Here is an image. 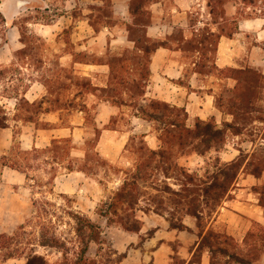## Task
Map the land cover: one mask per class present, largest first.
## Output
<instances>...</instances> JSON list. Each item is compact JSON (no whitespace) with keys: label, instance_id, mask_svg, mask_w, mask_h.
I'll return each instance as SVG.
<instances>
[{"label":"crops","instance_id":"crops-1","mask_svg":"<svg viewBox=\"0 0 264 264\" xmlns=\"http://www.w3.org/2000/svg\"><path fill=\"white\" fill-rule=\"evenodd\" d=\"M15 1L5 0L0 4V12L8 24L13 23L23 10L31 9V1H26L23 5L18 2L15 4ZM73 1L76 3L79 0ZM130 1L113 0V10L123 17V22H115L111 27L105 24L99 31H95L87 18L76 19L72 16L67 17L70 24L66 27L63 22L65 17L62 16L51 19L50 22L30 24L37 28L41 42L53 44L57 50L54 54L47 48L41 50L40 69L37 71L40 79L29 80V87L23 93L26 101L35 105L36 110L20 109L17 98L0 102L7 126L0 128V159L9 157L15 144L19 151L31 152L34 149L44 150L54 141L69 138L78 147H72L70 157L75 161H85V146L89 135L91 136L87 125L91 120L94 124V138L96 130L98 131L95 151L107 162L114 164L126 151L131 137L143 136L144 139L153 140V123L143 119L136 107L149 100L183 110L187 115V122L214 120L218 127H223L224 123H235L243 128L242 133L228 131L226 134V137H232L235 145H224L223 148L226 149L222 148L215 153L226 162L245 154L247 161L230 191L231 197L224 201L204 233L218 230L216 233L233 238L239 245L238 250L244 253L260 250V256L252 261L253 264H264V237L256 236L247 240L252 230L257 227L264 229V209L259 203V195L253 191L255 186L264 185V173L261 178L244 173L252 153L264 147V121L252 120V123L242 125L235 122L233 111L217 106L220 99L228 103L234 97L239 83L234 72L255 68L264 75V51L249 43L252 34L257 35L258 40L255 41L260 43V38L264 36L262 24L245 20L238 23L236 32L228 37L219 33L220 25L225 22L223 18L219 23L192 21L191 11L195 3L202 0H150L143 7L148 13L147 22L140 27L145 37L158 46L149 56V73L143 82L144 95L136 99L123 91L114 100L106 97L103 91L117 90L121 76H128L131 84L140 76L137 64L131 63L128 66L122 61L119 66L118 60L142 62L144 58L142 51H136L137 43L124 25L125 22H132ZM47 8L45 6L42 9L47 11ZM231 20L234 21V18ZM206 27L209 31L206 35H221L214 42L208 39L202 43L198 39ZM69 28H72L73 35L66 42L61 33ZM16 29L18 30L13 26L10 31ZM16 44L21 42L14 33L12 37H8L4 47L10 49L16 47ZM13 58V53L10 52V57L1 61L0 66L2 63L11 64ZM26 58L30 60L29 57ZM124 65L128 66V73L124 72ZM31 66L26 64L25 69H21L29 71ZM225 71H231L232 75H225ZM49 90L54 93H49ZM60 92L69 95L65 101ZM251 105L264 108L258 102H251ZM120 122H126L127 127L123 124L119 126ZM253 125L259 130L255 131V140L249 135V128ZM259 133L261 134L258 135ZM54 165L64 170L54 180V189L63 195L79 196L88 192L90 187L95 189L98 185L96 179L77 168L71 171L64 168L63 164ZM33 185L34 181H28L26 173L3 167L0 175V232L9 225V220L25 218L26 206L31 203ZM160 231L162 230L157 231L152 242L160 241ZM176 233L181 238L184 232L167 230L169 236H176ZM199 242V238L191 244L182 242L181 250L187 249L188 252L191 248V252L183 258L186 259V264L191 260ZM168 246L165 243L155 246L152 253L153 264H170V252H166L169 251ZM199 264H211V253L205 251Z\"/></svg>","mask_w":264,"mask_h":264},{"label":"rangeland","instance_id":"rangeland-1","mask_svg":"<svg viewBox=\"0 0 264 264\" xmlns=\"http://www.w3.org/2000/svg\"><path fill=\"white\" fill-rule=\"evenodd\" d=\"M4 1L0 0V4ZM26 1H31L29 5L31 9L23 10L13 23L7 24L5 30H0V62H3L7 56L10 57V52L14 56L11 64L4 65L2 63L0 66V102H4V99L9 98H17L18 100L24 98L23 93L29 87L28 81L40 79V74L37 71L40 69L41 50L47 48L53 54L57 50V47L53 44L49 45L44 41L41 42L40 36L36 32L37 28L32 27L31 23L50 22L51 19L62 16L65 17L63 22H65L64 27H66L70 24V20L67 19L68 16L82 19L92 14V19L96 24L100 27L105 24L103 23L105 21H101L100 18L106 16V10L101 13L96 10L93 13L91 12L93 6L101 7L103 5L102 2H92L90 0H79L76 3L73 0H16L15 4L18 2L23 5ZM108 1L112 3L113 8V0ZM246 1L249 0H202V2L195 3L190 17L193 22L202 21L205 24L225 18L222 27L227 31L234 30L235 24L245 20L258 22L264 28V0H250L253 1L251 5L246 4ZM45 6H48L47 11L42 9ZM236 7L237 9H235ZM112 11L114 22L121 24L123 22L121 18L123 17L115 14V10L112 9ZM232 18L236 20L235 24H231V21H228ZM13 26H16L18 30L11 32L10 29ZM71 29H64L61 33L63 40L66 42L73 35ZM204 29L202 36L198 40H202L206 36L208 27ZM14 33L19 37L21 44H16V47H10V49L4 47L8 37H12ZM255 40H258V37L252 34L249 37V43L257 45L264 51V36L260 38V43H256ZM209 41L213 42L212 39ZM26 57H29L30 60ZM26 64L32 65L29 71L24 70ZM241 64L245 65L243 61H241ZM21 67L24 69H21ZM243 81L249 93L248 101L254 104L258 102L264 106V103H262L264 102V83L257 82L253 76H245ZM49 93H54V91L49 90ZM60 94L64 101L69 96L66 93L62 94V92ZM58 98L60 99V96ZM51 99L54 100L52 97ZM1 112H4V110L0 108V117L3 118L4 115ZM246 118L247 116H242L240 119L245 120ZM250 123H252V120L249 118L246 124ZM122 124L127 127L126 122H120L119 126H122ZM187 125L192 127L194 121H188ZM87 127L89 128L88 132L91 134L87 139L91 146H85L89 152L88 160L75 161L71 157H67L62 163L64 166L71 164L74 168L87 170L88 175L97 180L98 185L95 186V189L90 187L88 192L81 193L79 196L61 194L57 189H54L51 178L63 173L64 170H60L59 166L54 165L53 155L50 152L43 153L41 151L34 155H29L26 158V162L30 167L26 171L30 178L37 181L39 185L32 190L31 203L26 206L25 218L9 220V225L0 234L18 235L21 242L23 241L24 243L27 241L26 239L23 240V238L31 239V243H37V239L40 237H43L42 241L44 242L54 236L61 242L58 247H53L49 243L47 246L39 245L35 248L37 254L43 256L49 264L73 263L78 258L81 249L88 243L87 256L95 259L96 264H153L152 253L155 250V246L162 243L169 245V251L166 252H170V264H184L186 259L183 258L187 256L188 252H191V248L188 252L186 251L187 249L181 250L183 247L182 242L191 244L196 241L198 239L196 234L202 228L205 231V228L214 220L215 214L220 210L224 201L231 197V194L229 192L224 199L216 202L210 198L203 197L202 187H188L186 204L176 205L179 198L172 193L180 191V184L184 182L179 168H184L188 173L204 181L214 175L217 158L221 162L226 161H222L219 154L215 152L205 155L195 152L186 153V149H184L186 153L184 155L180 154L178 149L170 152L169 146H164L160 139L161 134H163L162 131L166 128L165 125L154 122L151 126L154 135L153 140L151 138H145L144 142L140 138L132 140L119 161L111 164L101 156L99 159L95 155L98 153L95 151L94 124L91 120ZM256 128L254 125L249 128V135L252 136L251 139L253 140L256 139L255 135L257 133L255 131H259ZM230 144L235 145L232 137L228 135L225 145L229 146ZM73 146L75 145L70 144L69 149L71 150ZM93 146L94 150L90 151ZM223 149L226 148L224 147ZM149 150L164 152L165 156L164 158L157 157L154 160H149ZM12 153L14 156L20 153L17 144L13 147ZM19 157V159H23V156L20 155ZM144 162L150 163V165L144 167L142 171L140 170V179L137 180L138 191L131 199L132 202L130 205L124 203L118 206V212L121 215L124 217L130 216L131 222L134 219L138 220V223L134 224V226L135 228L139 227V232H126L116 224H107L106 218L101 217L99 213L107 210L108 205L114 199L123 183L126 180H131L133 174L139 172L137 166ZM2 170L3 167L0 165V175ZM48 182L51 183V186L47 188L42 186ZM197 184V186H200L199 184L201 183L197 182ZM169 201L173 203H168ZM71 212H80L101 227L103 246L100 248V252L99 247L95 243L90 242L87 232L79 233L76 231L77 220L70 215ZM194 212L200 216L199 221L188 215V213ZM171 219L175 222L184 223L195 233L183 231L182 239L178 238V233H176V236H169L167 234V230H169L168 220ZM152 230H155V233L150 237L149 232ZM159 230H162L158 235L161 238L160 241L152 242V238L155 237ZM216 232L219 231L217 230ZM29 248L32 247L30 246ZM247 253L253 260H256L261 252L260 250H252L247 251ZM218 260L221 263L230 262L221 257ZM25 263V258H16L9 259L2 264Z\"/></svg>","mask_w":264,"mask_h":264},{"label":"trees","instance_id":"trees-1","mask_svg":"<svg viewBox=\"0 0 264 264\" xmlns=\"http://www.w3.org/2000/svg\"><path fill=\"white\" fill-rule=\"evenodd\" d=\"M95 2H102L103 5L100 6H93V13L96 10L98 13L107 11L105 17H101V21H105L103 23L106 26H112L115 24L113 19V11H112V3L108 0H93ZM150 0H131L130 1V13L132 17V22L127 23L125 22L124 25L129 31L131 37L135 39L137 46L136 51H142L144 53V58L142 62L137 60H128L124 61L123 59H119L117 65L121 66V62L129 64L134 63L137 64L140 71V76L138 80H133V84H131L128 76H121L120 80L118 81L117 90H104L103 93L106 97L113 98L115 100V96L120 95L123 91L127 92L129 96L132 98L139 99L143 97L144 90H143V82L148 76V63H149V56L150 54L156 49L158 46L157 43L152 42L151 40L147 39L143 33V29L140 27L144 23H146V16L147 11L144 10V6ZM253 1H246V4L251 5ZM212 14V13H211ZM215 16V14H213ZM87 20L91 24V26L95 29V31L100 30V26L94 22L92 19L93 16L88 15ZM225 20V18H223ZM232 23H236V20H228ZM215 23H219V21L215 20ZM7 20L4 15L0 12V30H5L7 27ZM104 24V25H105ZM101 25V24H100ZM103 25V24H102ZM234 30L227 31L224 27L220 25L219 33L231 37L237 29V24ZM139 26V27H138ZM209 32V31H208ZM207 34V33H206ZM221 34H210L206 35L201 42L204 43L206 40H213L221 35ZM212 36V37H211ZM141 63V64H139ZM127 65H124V72L128 73L129 71L126 70ZM225 75L231 76V71H225ZM233 75L239 80L238 87L234 91V97L229 100L228 103H225L222 99L217 101V106L227 110L233 111L235 114V122L241 123L242 125L246 124L247 120H258L264 121V108L252 106L251 102L248 101L249 93L247 91L246 85L244 83V77L250 76L256 79L259 83H264V75L256 70L255 68H246L243 70H239L233 73ZM107 94V95H106ZM113 94V95H112ZM119 103V100L116 101ZM237 104H240L237 106ZM246 105V107H245ZM18 107L20 109L26 110H36L35 105H31L25 98L18 100ZM138 108L139 115L152 123L159 122L165 125V129L162 131L160 139L163 142L164 146H169V151L172 152L175 149H178L179 153L184 155L186 153H199L201 155H205L211 152H218L220 151L226 142V134L228 131H231L234 134L242 133V127L236 126L235 123H224L223 127H218L214 120L203 122L201 120H196L192 127L187 125V115L181 109L171 107L165 103L156 100H149L146 103H141L140 105H136ZM248 107V108H247ZM250 108V109H249ZM247 109V110H246ZM240 113L238 114V112ZM243 112V113H242ZM4 115L5 112H1ZM258 113V114H255ZM244 114V115H242ZM242 116H247V120L240 119ZM1 118V117H0ZM5 116L0 119V128L7 127L5 124ZM96 138H94V142L96 143V139L98 138V131L96 130ZM140 138L144 142L143 136H134L131 137L130 142L132 140ZM197 143V144H196ZM70 144L72 142L69 138L61 139L54 141L52 145L44 150H37L34 149L31 152H22L20 151L19 154L16 156L13 155L11 152L9 157H3L0 159V165L2 167H10L14 170H18L22 173L27 174L28 181H34V185L38 186V182L34 179L32 180L28 175L26 170H29V164L26 162V158L29 155H34L41 151L43 153L50 152L53 155V163L63 164L62 161L70 157L71 150L69 149ZM91 146L89 141H87V147ZM128 147V145H127ZM126 147V148H127ZM186 149V153L184 151ZM94 150L90 149V151ZM183 152H181V151ZM149 160H154L157 157L164 158V152H158L154 150H149ZM23 156V159H19V156ZM98 156V154H95ZM89 152L86 150V157L85 161L88 160ZM247 161V155L241 154L236 160L231 162H221L219 158L216 159V171L214 175L207 180H200L196 176L188 173L184 168H179V172L184 178V182H182L181 189L178 192H173L172 194L178 197V203L176 205H183L186 204V197L188 196V187H202L201 191L204 193L203 197L210 198L213 201H221L225 198L230 192V189L233 187L239 173L241 172L245 162ZM150 163L144 162L143 164H139L137 169L139 172L133 174L131 180H126L121 188L118 190L117 194L115 195L114 199H112L111 203L108 205L107 210L102 213H99L101 217L106 218L107 224L112 225L116 224L117 226L121 227L126 232L131 233H138L139 227L134 226V224L138 223V220H133L131 222L130 216L124 217L118 212V206L123 205L124 203L130 205L133 199V196L136 195L138 191V179H140V170L142 171L144 167L149 166ZM67 170H73L74 167L71 164L64 166ZM80 171L89 174L85 169H79ZM245 174L253 175L255 178H261L262 174L264 173V147L257 149L255 152L252 153L250 159L246 163L244 168ZM56 176L51 178V181L54 180ZM197 182L201 183L200 186H197ZM52 185V186H53ZM43 187L51 186V183L48 182L47 184L42 185ZM215 193H214V192ZM253 191L259 195V203L264 209V185L255 186ZM213 195V196H212ZM173 203V202H168ZM70 215L77 220L76 231L77 232H87L90 242L95 243L100 248L103 246V240L101 238L102 231L101 227L97 225L93 220H91L88 216L81 214L80 212H71ZM189 216L194 217L197 221L200 220V216L197 213H188ZM169 221V229L176 230V231H187L189 233H195L191 228L186 226L182 222H175L173 219ZM23 229V228H21ZM257 229V230H256ZM255 230H252L247 237V240L250 241L254 239L256 236L264 237V229L262 227H257ZM262 233H259V232ZM205 231L202 230L198 232L196 235L200 239L199 245L194 252L191 260L188 264H199L201 262V257L205 251L211 253V264H229L219 262V257L223 259H228L230 262H234L237 264H253V259L248 253L241 252L238 250V243L231 237L218 234L212 230L204 233ZM257 232V233H256ZM155 230L149 232L150 237L153 236ZM27 242H21V239L18 235L9 236L7 234H0V264L9 260V259H16V258H25V264H49L48 261L41 255L37 254L35 250L36 247L39 245L47 246L49 243L53 247H58L61 242L55 238L54 236L50 239H46L44 242L42 241L43 237L37 239V243H31V239L23 238ZM33 241V239H32ZM50 241V242H49ZM88 245L89 243L81 249V252L78 258L71 264H96V260L92 258H88ZM32 248H29V247ZM198 259L196 260V258ZM184 264L186 262L184 261Z\"/></svg>","mask_w":264,"mask_h":264}]
</instances>
